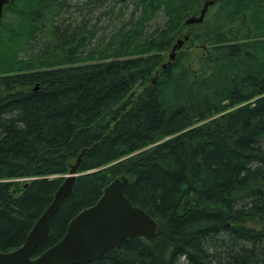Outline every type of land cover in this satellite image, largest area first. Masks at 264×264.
<instances>
[{"label":"trees","instance_id":"obj_1","mask_svg":"<svg viewBox=\"0 0 264 264\" xmlns=\"http://www.w3.org/2000/svg\"><path fill=\"white\" fill-rule=\"evenodd\" d=\"M130 1L137 18L88 50L92 27L57 23L63 1L4 7L0 252L23 244L84 151L34 257L125 176L158 234L85 264H264V0H213L191 26L206 0ZM183 37L190 49L169 62Z\"/></svg>","mask_w":264,"mask_h":264},{"label":"water","instance_id":"obj_2","mask_svg":"<svg viewBox=\"0 0 264 264\" xmlns=\"http://www.w3.org/2000/svg\"><path fill=\"white\" fill-rule=\"evenodd\" d=\"M9 0H0V23L4 7ZM213 0L204 1L197 16L187 18L185 25L203 22ZM187 37L176 40L171 47L169 61L175 57ZM164 65L162 68L164 69ZM72 165L64 175L62 184L53 200L36 220L23 244L9 252H0V264H85L99 258L105 251L116 249L122 240L140 237L146 240L156 238L158 224L145 211L130 204L124 195L127 178L121 176L110 182L101 192L98 200L82 209L67 224L62 238L37 256L35 250L49 235L50 221L62 200L70 193L78 174V164Z\"/></svg>","mask_w":264,"mask_h":264},{"label":"rangeland","instance_id":"obj_3","mask_svg":"<svg viewBox=\"0 0 264 264\" xmlns=\"http://www.w3.org/2000/svg\"><path fill=\"white\" fill-rule=\"evenodd\" d=\"M59 1H63L66 5V9H63L60 16L57 18V23L61 25V28L66 27L68 24H72L73 27L88 24V28L92 27V30H95V34L91 39L87 50L88 48L105 47L104 45L108 42L109 38L122 25L133 22L140 11L139 8L138 10L135 8L134 2L130 0ZM198 6L195 8V11L198 9ZM164 21V14L159 10L148 22L145 23V34H150L154 30L161 29ZM189 49V46L183 45L179 50L185 52ZM168 54L169 51L164 53L165 57L168 58ZM29 56L30 53L26 52L25 56L22 57L27 58Z\"/></svg>","mask_w":264,"mask_h":264},{"label":"bare ground","instance_id":"obj_4","mask_svg":"<svg viewBox=\"0 0 264 264\" xmlns=\"http://www.w3.org/2000/svg\"><path fill=\"white\" fill-rule=\"evenodd\" d=\"M206 1H209V0H206ZM67 196H68V195H67ZM47 237H48V236H47ZM47 237H46V238H47ZM46 238H45V239H46Z\"/></svg>","mask_w":264,"mask_h":264}]
</instances>
